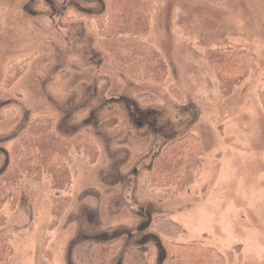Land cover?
<instances>
[{
  "label": "rangeland",
  "instance_id": "1",
  "mask_svg": "<svg viewBox=\"0 0 264 264\" xmlns=\"http://www.w3.org/2000/svg\"><path fill=\"white\" fill-rule=\"evenodd\" d=\"M106 1L0 0V175L37 118L92 146L70 148V185L23 178L17 203L0 207L9 264H163L165 241L264 264V0H152L144 41L166 67L159 84L100 47L90 16ZM238 51L255 61L232 78ZM186 134L202 147L192 181H154L164 148ZM158 217L181 231L156 233Z\"/></svg>",
  "mask_w": 264,
  "mask_h": 264
},
{
  "label": "trees",
  "instance_id": "2",
  "mask_svg": "<svg viewBox=\"0 0 264 264\" xmlns=\"http://www.w3.org/2000/svg\"><path fill=\"white\" fill-rule=\"evenodd\" d=\"M152 11V0H107L103 12L90 16L98 29L100 47L132 79L144 84H159L167 76L163 61L144 41ZM235 53L241 62L238 66L230 63L229 72L232 78H239L255 60L249 51ZM47 118L30 121L15 136L0 175V207L6 203L13 207L17 203L23 178L42 179L49 173L56 181L70 185V148H83L86 152L92 148L84 131L78 130L69 136L56 134L53 118ZM201 154L202 147L196 135L186 134L174 139L159 159L162 169L153 171L154 181L179 188L186 185L193 179V170L200 164ZM57 204L64 207L63 201ZM152 228L166 236L181 231L177 222L165 217L156 218ZM118 241L112 242L113 249ZM165 251L163 264H225L223 254L213 246L165 241ZM12 252L7 237L0 235V264H9Z\"/></svg>",
  "mask_w": 264,
  "mask_h": 264
}]
</instances>
